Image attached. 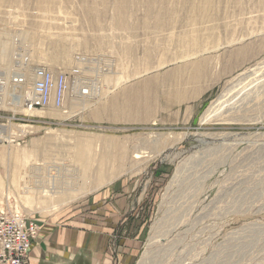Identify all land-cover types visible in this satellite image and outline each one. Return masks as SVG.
<instances>
[{
  "label": "rangeland",
  "instance_id": "1",
  "mask_svg": "<svg viewBox=\"0 0 264 264\" xmlns=\"http://www.w3.org/2000/svg\"><path fill=\"white\" fill-rule=\"evenodd\" d=\"M38 67L73 94L15 110ZM1 73L0 209L36 224L28 264L48 220L81 224L106 191L129 196L110 256L264 264V0H0ZM52 174L79 193H43Z\"/></svg>",
  "mask_w": 264,
  "mask_h": 264
},
{
  "label": "crops",
  "instance_id": "2",
  "mask_svg": "<svg viewBox=\"0 0 264 264\" xmlns=\"http://www.w3.org/2000/svg\"><path fill=\"white\" fill-rule=\"evenodd\" d=\"M110 194L106 191L98 198L99 202L104 197L103 202L91 215L82 218L81 224H57L55 219L48 220L33 243L31 264H77L81 257L90 264H128V255H132L128 241L117 247L114 257L108 254V240L113 228L122 223L129 196L117 193L112 200Z\"/></svg>",
  "mask_w": 264,
  "mask_h": 264
},
{
  "label": "built area",
  "instance_id": "3",
  "mask_svg": "<svg viewBox=\"0 0 264 264\" xmlns=\"http://www.w3.org/2000/svg\"><path fill=\"white\" fill-rule=\"evenodd\" d=\"M76 73L73 71L72 74ZM36 100L29 108L43 109L50 102L57 107L65 105L74 91V83L67 74L40 72ZM36 224L26 217L0 209V264H28L32 240L36 237Z\"/></svg>",
  "mask_w": 264,
  "mask_h": 264
},
{
  "label": "bare ground",
  "instance_id": "4",
  "mask_svg": "<svg viewBox=\"0 0 264 264\" xmlns=\"http://www.w3.org/2000/svg\"><path fill=\"white\" fill-rule=\"evenodd\" d=\"M42 71H52V70H49V69H47V68H44V67H38L36 70H35V82H34V84H33V89H32V92L30 93V92H28V93H25V94H22V93H19L18 92V89L19 88H21L22 87V84H24V82L25 81H27V78H26V75L24 74V73H20V74H18V79H19V84H18V87H14L13 89H12V91H10L11 93H10V100H11V104H13L14 105V109L15 110H20L21 109V107H22V105L25 103V102H27L26 103V106H27V109L28 110H33V108H29V104L31 103V99H32V101L34 102L35 100H36V97H35V95H37V92H36V87H37V83L40 81V78H41V74H40V72H42ZM252 71V70H251ZM55 75H58V74H60V73H63V74H67L66 72H54V71H52ZM2 75L3 74H5V73H1ZM3 79H6V76L5 75H3V76H1L0 77V82L3 80ZM0 94L1 95H3V97L2 98H0V101L2 102V105L3 104H5V102H6V99H8V98H6L7 96V94L5 93V92H7L6 91V87L5 86H2V84L0 85ZM21 104V105H20ZM6 106V105H5ZM19 106V107H18ZM64 106V105H63ZM62 106V107H63ZM45 107H57V105L52 101V102H50V104H48V105H46ZM58 108H61V107H58ZM2 127H0V129H1ZM4 131V130H3ZM4 133H6L5 131H4ZM4 137H8V135H4ZM82 138H80V140H81ZM38 147H39V145H38ZM46 157H48V156H46ZM140 157V156H139ZM37 158V157H36ZM52 159V158H51ZM42 160V159H41ZM40 160V161H41ZM49 160V159H48ZM53 160V159H52ZM39 161V162H40ZM42 161H44V160H42ZM42 163V162H41ZM44 163V162H43ZM103 164V163H102ZM104 165V164H103ZM106 165V164H105ZM108 165V164H107ZM93 167V166H92ZM97 167V166H96ZM108 167V166H107ZM90 168H91V166H90ZM102 168H103V166H102ZM104 168H106V167H104ZM48 169V168H47ZM111 169V168H110ZM49 170V169H48ZM53 170V168H51V173L53 172L52 171ZM56 171H57V169H55ZM99 170V169H98ZM106 170V169H105ZM104 169H102V170H100L99 171V173H98V175H97V177H99V181L100 180H104L103 178L106 176V174H108V172H106ZM108 170V169H107ZM33 171H35V170H33ZM91 171V170H90ZM89 171V172H90ZM28 172H29V170H28ZM87 172V171H86ZM40 173H42V172H40ZM54 173V172H53ZM67 173V172H66ZM77 173H78V171H77ZM92 173V172H91ZM33 175H34V173H32ZM62 174H64V173H62ZM79 174V173H78ZM84 174H86V173H84ZM90 174V173H89ZM94 174V173H93ZM96 174V173H95ZM28 175H30V174H28ZM36 175V174H35ZM41 175H43V174H41ZM48 175V174H47ZM88 175V174H87ZM86 175V176H87ZM92 175V174H91ZM20 176V175H19ZM58 176V175H57ZM29 177V179H28V182L30 181V177H31V175L30 176H28ZM74 177H75V175H74ZM73 177V178H74ZM32 178V177H31ZM78 179L80 178V176L79 177H77ZM84 178V177H83ZM96 178V177H95ZM94 178V179H95ZM17 179V178H16ZM21 179H23V178H21ZM24 179H26V178H24ZM58 179V178H57ZM76 179V178H75ZM93 179V180H94ZM27 180V179H26ZM39 180V179H38ZM19 181V180H18ZM23 181V180H22ZM36 182H37V180H35ZM42 181V180H41ZM43 181H44V179H43ZM49 181V180H48ZM51 181L53 182L51 185H50V187L46 190V189H44V190H41V191H43V193H45L46 195L48 194V195H50V196H55V195H61V194H74L75 192H77V193H79V191H78V189H79V187H74V186H72V185H68L69 184V182H68V184L67 183H65V185H63L62 184V186H59V185H57L56 184V180H55V175H51ZM63 182V181H62ZM67 182V181H66ZM71 182H72V180H71ZM70 182V183H71ZM84 182V181H83ZM98 182V181H97ZM20 183V182H19ZM31 183V182H30ZM57 183H58V181H57ZM79 183V182H78ZM96 183V182H95ZM16 184V183H15ZM24 185H23V190H22V188H21V186H22V184H21V186H20V190H22V192H19V193H23V194H27V193H31V192H36V193H38V194H40V192H39V188L38 187H36V186H30V185H25V183H23ZM45 184H46V182H45ZM61 184V183H60ZM86 184H87V182H86ZM92 184V183H91ZM17 185V184H16ZM89 185V184H88ZM47 186V185H46ZM49 186V185H48ZM83 187V186H82ZM87 187V186H86ZM17 188V187H16ZM41 188V187H40ZM43 189V188H42ZM83 189V188H82ZM87 189V188H86ZM18 190V189H17ZM8 194V193H7ZM6 194V195H7ZM21 195V194H20ZM32 195V194H31ZM80 195V194H79ZM78 195V196H79ZM64 196V195H63ZM62 196V197H63ZM60 197V196H59ZM66 197V196H65ZM10 198V197H9ZM26 198V197H25ZM28 198H30V197H28ZM37 198V197H36ZM46 199H47V197H46ZM35 200V199H34ZM26 201H27V199H26ZM44 202V201H43ZM49 202V201H48ZM60 202V201H59ZM58 202V203H59ZM29 204H30V201L28 202ZM55 203H57V202H55ZM42 205V204H41ZM16 206V205H15ZM148 251V250H147Z\"/></svg>",
  "mask_w": 264,
  "mask_h": 264
}]
</instances>
